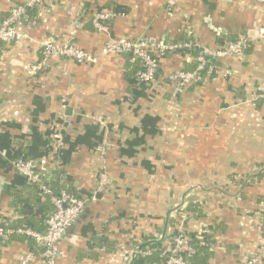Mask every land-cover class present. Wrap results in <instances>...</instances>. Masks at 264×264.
Listing matches in <instances>:
<instances>
[{"label": "crops", "instance_id": "1", "mask_svg": "<svg viewBox=\"0 0 264 264\" xmlns=\"http://www.w3.org/2000/svg\"><path fill=\"white\" fill-rule=\"evenodd\" d=\"M26 2L0 0V23ZM79 7L88 18L103 9L117 14L107 34L81 28L73 36L92 53L108 39L123 38L177 43L188 36L218 49L245 37L250 46L242 59L221 61L234 70L232 77L206 79L184 92L168 78L184 68V53L164 57L151 84L137 82L138 68L127 56L82 64L59 59L47 72L33 71L39 43L71 37ZM46 10L36 28L26 29L31 40L0 45V224L22 221L43 232L53 211L40 195L33 204L25 195L21 210L13 208L15 193L28 184L9 161L24 153L44 157L48 175L63 170L86 202L60 243L58 264H143L137 250L169 248L172 220L191 201L204 202L203 222L213 228L216 249L209 264H243L256 254L264 215V102L256 92L264 83V0H49ZM56 131L64 140L59 156ZM106 141L110 184L96 193L98 153ZM191 220L194 234L201 221ZM33 242H0V264H19L30 253L32 264H42Z\"/></svg>", "mask_w": 264, "mask_h": 264}, {"label": "built area", "instance_id": "2", "mask_svg": "<svg viewBox=\"0 0 264 264\" xmlns=\"http://www.w3.org/2000/svg\"><path fill=\"white\" fill-rule=\"evenodd\" d=\"M49 0H27L23 6L17 5L13 7L9 15L0 23V45L10 43H22L31 40L26 29L36 28L38 20L47 11L46 3ZM27 8L36 10V19L31 20ZM81 7L77 9V17L82 16ZM117 14L114 10H101L95 12L91 18L92 26L95 31L100 33H108L107 23L116 18ZM84 22H82L83 24ZM77 18L74 22V30L71 37H66L61 42L58 37H48L39 43L41 58L33 66V71L44 73L51 69L55 59H68L77 64L93 63L97 59L105 56H130L134 61L138 62L139 69L136 72V80L140 84H151L155 82L160 71V62L168 54L186 53L192 49H199L200 55L194 61L197 64L193 73L184 71L171 72L168 76L169 81L175 85L180 92H184L197 80L201 83L205 81L202 77L203 73L206 78H223L232 77L234 74L231 68H222L217 64L219 60L225 58L241 59L250 40L240 37L236 40L227 41L222 47L212 49L198 41H180L177 43L169 42L161 39L158 42H152L147 39H108L104 46L97 52L92 53L79 48L72 42L73 36L77 33L82 25ZM264 37V33L263 36ZM226 73V74H225ZM257 98L264 102V83L257 85ZM54 153L56 156L61 154L64 147V140L60 132L53 134ZM107 142V141H106ZM109 149V144L104 143L99 148V154L102 159V171L99 172V181L96 193L105 192L110 184L109 176L104 170L105 156ZM45 156V155H44ZM10 166L20 176H22L27 184L36 185L39 189V195L42 198L50 197L54 207L52 213L46 218V229L44 232H37L31 228H5L0 224V239L9 235L19 234L31 238L41 251L42 264H58L60 258V243L68 231L80 220L85 213L86 202L84 199L77 197L68 192H61L55 196L53 191L45 184L47 171V161L44 157L33 159L21 155L9 161ZM95 196L92 197L94 201ZM202 202L201 204H203ZM175 219L174 232L169 235V248H160L164 261L161 264H192L190 258L195 254V249L191 244V237L188 225L190 215L181 212L177 214ZM199 233H195V238L204 240V236H214L213 228L204 222L199 225ZM258 229L262 236V244L256 254L247 259L243 264H256L264 257V215L259 218ZM152 249L147 248L145 251L137 250L136 254L140 258L151 255ZM35 260L34 254L30 253L21 257L19 264H32Z\"/></svg>", "mask_w": 264, "mask_h": 264}, {"label": "trees", "instance_id": "3", "mask_svg": "<svg viewBox=\"0 0 264 264\" xmlns=\"http://www.w3.org/2000/svg\"><path fill=\"white\" fill-rule=\"evenodd\" d=\"M57 1H59V0H57ZM25 4H21V6L22 5L24 6ZM86 7H88V5H84V8H86ZM103 10H108V9H103ZM27 11H28V14H29L30 19L31 20H35L36 19V13H37L36 10L34 8H27ZM77 18L79 19V21H80L81 24H82V22H84L82 24L83 25L82 26L83 29L84 28L85 29H88L89 28L90 30H93L94 29L93 26H92V22H91V18L92 17L91 18H88V15L85 12H83V16L77 17ZM79 30H81V29H79ZM58 39L61 42L62 40H64V37L62 39H60V37H58ZM182 41H193V40L190 37H188V36H184V38H183ZM229 41H231V40H229ZM72 42H73V39H72ZM249 46L245 50V54L248 53ZM186 53L191 57V60L190 61L189 60H186L184 62V64H185L184 68H179L176 71H184L186 73H193L196 70V67H197V64H196V62L194 60L197 59L198 56L200 55V50L199 49H192V50H190L189 52H186ZM245 54H244V56H245ZM41 56L42 55L40 53V58H41ZM127 57L129 58L128 60L130 62L134 63V66L136 65L135 68H138L139 69V67H137L138 62L137 61H134L130 56H127ZM59 59L57 58L54 61L59 60ZM237 60H239V59H237ZM217 64L218 65H221L219 62H217ZM206 74L207 73H203L202 74L203 79H206ZM193 87H190L189 89H191ZM21 155H24V153L20 154L19 156H21ZM44 174L47 175L46 180H45V184L53 191V193H54L55 196L60 195L61 192H64V191L65 192H68V193H71V194H73L75 196H77L76 194H74V191L72 190V188L68 185V183L66 182V180L63 178V174H64V171L63 170L52 171L50 173V175H48L46 172H44ZM48 177L50 179H48ZM25 191H27V193H25ZM25 191H18V192L15 193V202H14V207L13 208L16 211H20L21 210V208H20L21 205H22V200L21 199L25 195H28V199L31 201V204L35 203L37 197L39 196V189H38V187L36 185H33V184L30 185V184H28V187H27V189ZM28 193H30V194H28ZM45 199H46V204H48V206H49V211L54 210V207H53V205L51 203L50 197H46ZM203 207L204 206L202 204H200V202L193 203L191 201V202L187 203V205L185 207L186 208L185 209V213L189 214L190 215V218H194V219L197 218L198 220H200L201 222H203L204 219H205V218H203V214H204L203 213ZM51 213H52V211L48 214V216ZM172 221H173V223L175 222L174 220H172ZM191 221L192 220L190 219L189 222H191ZM200 223H198V224L200 225ZM1 225L3 227L7 228V229L8 228H26V227L22 226V221H19L17 223L15 222V224L13 222V223H11L9 225H6V226H4V224H1ZM186 227L188 228L189 226L186 225ZM199 229L200 228H198V230L195 232L196 234L199 233V231H200ZM194 234H191V233L189 234L190 237H191V239H192L191 244L193 245V247H194V249L196 251L195 254L190 258V261H191L192 264H209V262L214 257V253H215V249H216V246L212 242V236L206 235V236H204V240H199V239L195 238V235ZM12 237L13 238L14 237H24V238H27V239H31V238H29V237H27L25 235L13 234V235H9V236H7L5 238H1L0 239V242H3L4 240H8L10 238L13 239ZM35 246H37V245H35ZM147 246H150L148 248L152 249L153 252H152L151 255H147V256H145L143 258L144 259L143 264H161L164 261V257L162 256V253L163 252L161 250H159L160 248H158V244L142 245L141 248H140V250L141 251H145L147 249L146 248ZM40 254H41V251H40Z\"/></svg>", "mask_w": 264, "mask_h": 264}, {"label": "rangeland", "instance_id": "4", "mask_svg": "<svg viewBox=\"0 0 264 264\" xmlns=\"http://www.w3.org/2000/svg\"><path fill=\"white\" fill-rule=\"evenodd\" d=\"M209 48H210V47H209ZM231 59H233V58H225V59L219 60L218 62L221 63V61H223V60H231ZM222 68H225V67H222ZM228 68H229V67H228ZM232 71H233V72H231V74H234V70H232ZM225 74H226V73H225ZM227 78H229V77H227ZM227 78H226V79H227ZM206 79H207V78H206ZM208 79H212V78H208ZM217 79H219V78H214V79H212V80H217ZM204 80H205V79H204ZM205 81H206V80H205ZM203 83H204V81H203ZM199 84H202V83L200 82V80H197V82H195L194 85H191L190 87H193V86L196 87V86H199ZM190 87H189V88H190ZM194 87H193V88H194ZM98 154H99V153H98ZM99 156H100V154H99Z\"/></svg>", "mask_w": 264, "mask_h": 264}]
</instances>
